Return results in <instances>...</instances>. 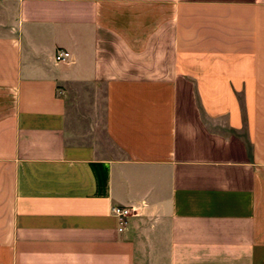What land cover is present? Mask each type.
<instances>
[{
    "label": "crops",
    "instance_id": "obj_1",
    "mask_svg": "<svg viewBox=\"0 0 264 264\" xmlns=\"http://www.w3.org/2000/svg\"><path fill=\"white\" fill-rule=\"evenodd\" d=\"M0 264H264V0H0Z\"/></svg>",
    "mask_w": 264,
    "mask_h": 264
},
{
    "label": "built area",
    "instance_id": "obj_2",
    "mask_svg": "<svg viewBox=\"0 0 264 264\" xmlns=\"http://www.w3.org/2000/svg\"><path fill=\"white\" fill-rule=\"evenodd\" d=\"M71 59L70 53L66 51H58L56 53V61L60 63L68 62ZM135 209L132 207H113L112 213L119 219V231L123 232L128 223V219L134 214Z\"/></svg>",
    "mask_w": 264,
    "mask_h": 264
}]
</instances>
